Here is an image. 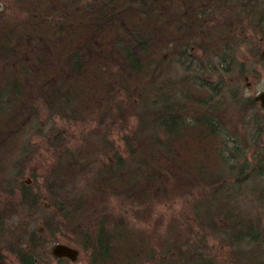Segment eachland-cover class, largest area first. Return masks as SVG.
I'll list each match as a JSON object with an SVG mask.
<instances>
[{"label": "trees", "instance_id": "16d2710c", "mask_svg": "<svg viewBox=\"0 0 264 264\" xmlns=\"http://www.w3.org/2000/svg\"><path fill=\"white\" fill-rule=\"evenodd\" d=\"M214 1L234 6L233 0H18L23 17L14 22L0 18V191H17L20 207L34 208L42 199L39 192L18 183L22 173L16 161L9 160L24 150L35 127L33 97L80 119L102 118L114 108L119 116L132 112L134 117L135 127L124 139L127 159L119 151L108 158L94 175L93 193L61 202L54 200V185L46 190L51 210L87 250L89 264L155 261L156 251L158 264H217L191 245L195 236L181 238L169 225L155 247L144 233L128 228L123 217L110 215L104 204L106 195L128 200L136 219L147 218L154 202L172 197L159 180L162 153L174 166V182L183 188L194 177L201 181L210 175L227 151L234 150L232 138L230 146L226 140L220 143L217 119L177 102L190 96L187 81L196 83L198 67L190 50L199 46L202 21L214 9L219 11ZM223 27L219 30H227V23ZM219 53L212 52L214 57ZM176 65L193 77L170 81ZM95 150L87 142L74 152H60L56 177L70 180L90 168ZM36 228L19 243L17 254H39L41 234ZM33 258L24 257V264H32Z\"/></svg>", "mask_w": 264, "mask_h": 264}, {"label": "rangeland", "instance_id": "374dc122", "mask_svg": "<svg viewBox=\"0 0 264 264\" xmlns=\"http://www.w3.org/2000/svg\"><path fill=\"white\" fill-rule=\"evenodd\" d=\"M233 2L238 12L234 6L225 8L212 2L219 11L210 8L211 15L202 21L203 27L198 32L199 46L193 45L190 50L198 67L196 83L192 86V82L187 81L191 86L190 96L186 100L181 96L177 102L182 108L195 107L198 113L217 119L221 128L220 143L232 138L234 150L227 151L226 161L223 159L210 175L201 181L194 177L183 188L174 182V166L167 154L162 153L159 180L164 193L172 197L154 202L147 218L136 219L135 208L128 200L106 195L104 204L110 215L123 217L128 228L144 233L147 242L155 247L160 246L167 228L172 225L181 238L195 236L189 240L191 245L206 252L203 256L217 264H264V123L258 122L257 107L249 100L252 94L264 89V0ZM17 3L18 0H0V18L12 22L22 18ZM224 23L228 25L227 30H219L224 28ZM213 51H219L220 55L215 57L223 56L224 60L215 58ZM190 74L183 66L176 65L169 80L185 81L193 77ZM199 83L206 85L205 89L199 87ZM33 100V132L24 150L9 160L16 161L17 170L22 173L18 183L30 186L42 199L36 207L25 209L19 206L17 191L11 194L0 191V252L5 256L2 264H21L15 256L16 246L26 242L35 224L41 234L37 239L41 244L37 247L39 262L58 264L49 250L60 243L79 251L78 260L66 264H89L87 250L72 236L63 219L51 210L48 200L52 197L46 190L50 184L54 185V200L61 202L79 194L93 193L94 175L105 167L108 158L119 151L121 157L127 159L124 139L135 127L134 117L132 112L119 116L114 108L102 118L95 115L80 119L34 97ZM87 142L96 148L90 168L70 180L56 177L59 153L74 152ZM5 160L8 158L4 157ZM223 228L231 230L225 232ZM67 237L68 241L63 239ZM25 247L31 249L30 244ZM153 256L156 261L158 252ZM155 261L143 258L138 264H158Z\"/></svg>", "mask_w": 264, "mask_h": 264}, {"label": "flooded vegetation", "instance_id": "af4514ba", "mask_svg": "<svg viewBox=\"0 0 264 264\" xmlns=\"http://www.w3.org/2000/svg\"><path fill=\"white\" fill-rule=\"evenodd\" d=\"M248 85V84H247ZM260 95H264V89L259 91L258 93H255V94H252V96L250 97V101H251V104L255 105L257 107V110H256V115L258 117V122L260 121H263L264 122V96H263V100L262 99H259V96ZM56 244V243H55ZM59 244V243H57ZM67 245V244H66ZM52 247V246H51ZM22 246H16V249L15 251L21 249ZM2 248L0 247V250ZM51 249V248H50ZM49 255L54 259V261H56L58 264H66V263H73V262H76L78 260V256H79V252H78V256H77V259L75 261H71L70 259H68L67 257H55L53 255H51L50 253V250H49ZM15 256L17 257V259L21 262V264H24L23 260H24V257H35L33 258V262L32 264H42L44 263L43 261L42 262H39V259L37 258L38 255L36 254H32V255H23V254H17L15 252ZM5 261V256H3V253L0 252V264H2V262ZM45 264H48V262Z\"/></svg>", "mask_w": 264, "mask_h": 264}, {"label": "water", "instance_id": "95a60500", "mask_svg": "<svg viewBox=\"0 0 264 264\" xmlns=\"http://www.w3.org/2000/svg\"><path fill=\"white\" fill-rule=\"evenodd\" d=\"M264 95H260L259 99L263 100ZM264 107V105H263ZM51 255L55 257H67L71 261H75L78 256V250L65 244H54L50 249Z\"/></svg>", "mask_w": 264, "mask_h": 264}]
</instances>
